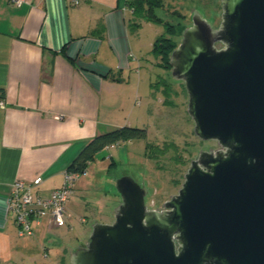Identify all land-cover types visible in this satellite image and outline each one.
<instances>
[{
	"label": "water",
	"instance_id": "95a60500",
	"mask_svg": "<svg viewBox=\"0 0 264 264\" xmlns=\"http://www.w3.org/2000/svg\"><path fill=\"white\" fill-rule=\"evenodd\" d=\"M221 7L216 29L191 15L169 60L195 135L219 148L190 161L162 211L117 177L113 221L94 223L70 264H264V0Z\"/></svg>",
	"mask_w": 264,
	"mask_h": 264
},
{
	"label": "crops",
	"instance_id": "0c3cea01",
	"mask_svg": "<svg viewBox=\"0 0 264 264\" xmlns=\"http://www.w3.org/2000/svg\"><path fill=\"white\" fill-rule=\"evenodd\" d=\"M126 13L117 0H0V264H33L38 251L64 260L75 250L60 236L65 226L47 217L18 235L8 198L14 181L36 177L33 194L48 196L90 139L127 122L124 75L138 61ZM99 25L101 36L92 32ZM93 161L73 189L91 186ZM119 202L99 223L113 221ZM65 206L69 215L82 209L70 196Z\"/></svg>",
	"mask_w": 264,
	"mask_h": 264
},
{
	"label": "rangeland",
	"instance_id": "374dc122",
	"mask_svg": "<svg viewBox=\"0 0 264 264\" xmlns=\"http://www.w3.org/2000/svg\"><path fill=\"white\" fill-rule=\"evenodd\" d=\"M163 8L155 14L163 22L175 27L173 39L179 44L182 28L191 25V15L197 11L213 28L221 22V0H163ZM127 25L131 18L127 9ZM129 28L130 49L138 61L129 77L124 75L123 87L127 93V122L123 126L142 128L145 139H135L104 148L95 155L91 166V186L86 191L71 190L70 198L80 202L79 212L71 211L60 232L69 248L84 245L94 223L109 214L120 199L114 181L121 175L131 176L145 191L144 203L148 209H163V204L180 189L191 160L201 151L219 148L214 140H200L194 133V123L187 111L188 94L183 81L171 75L170 68L159 65L161 59L152 54L154 41L165 33L163 24L139 20ZM220 48L221 44H217ZM138 70V72H137ZM138 86V87H137ZM129 94V95H128ZM128 97V98H127ZM150 144L151 157L146 154ZM113 155L112 159L109 155ZM177 160V161H176ZM83 218V222L80 220ZM52 255V254H51ZM43 257L36 254L33 264H70L69 257Z\"/></svg>",
	"mask_w": 264,
	"mask_h": 264
},
{
	"label": "trees",
	"instance_id": "16d2710c",
	"mask_svg": "<svg viewBox=\"0 0 264 264\" xmlns=\"http://www.w3.org/2000/svg\"><path fill=\"white\" fill-rule=\"evenodd\" d=\"M163 0H117V7H124L130 11L131 18L129 19L128 27L135 28L139 24V20H147L164 25L165 33L158 37L152 45V54L161 59L160 66L170 68L169 60L171 52L177 47L178 43L173 39L175 27L163 20L155 14V9L163 8ZM185 28H182L183 31ZM99 36L102 34V26L96 28ZM91 32V33H92ZM4 89L0 87V93L3 94ZM146 131L142 128L129 126H120L111 130L97 134L90 139L85 146L80 150L77 156L70 163L67 171L79 173L85 172L89 163H91L96 153L109 146L119 145L135 139H145ZM151 145H146V154L151 157ZM177 161V160H176Z\"/></svg>",
	"mask_w": 264,
	"mask_h": 264
},
{
	"label": "built area",
	"instance_id": "2783aa9c",
	"mask_svg": "<svg viewBox=\"0 0 264 264\" xmlns=\"http://www.w3.org/2000/svg\"><path fill=\"white\" fill-rule=\"evenodd\" d=\"M10 1L15 5H20L23 0ZM71 3L77 5L79 0H71ZM0 106L3 107L2 101H0ZM79 176V173L66 170L63 173L61 186L52 189L46 197L33 194V188L42 181L41 177H36L32 183H26L22 180L14 181L8 198V209L13 215L18 235H32L33 227L39 224L40 219L43 217H47L49 223L53 226H63L70 218L65 205L73 184ZM151 210L154 209L151 208ZM80 220L84 221L83 219Z\"/></svg>",
	"mask_w": 264,
	"mask_h": 264
},
{
	"label": "flooded vegetation",
	"instance_id": "af4514ba",
	"mask_svg": "<svg viewBox=\"0 0 264 264\" xmlns=\"http://www.w3.org/2000/svg\"><path fill=\"white\" fill-rule=\"evenodd\" d=\"M158 211H162V209L161 210H158Z\"/></svg>",
	"mask_w": 264,
	"mask_h": 264
}]
</instances>
